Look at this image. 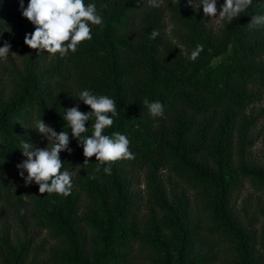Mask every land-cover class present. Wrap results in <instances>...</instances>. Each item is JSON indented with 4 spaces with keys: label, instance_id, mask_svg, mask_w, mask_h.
Returning a JSON list of instances; mask_svg holds the SVG:
<instances>
[{
    "label": "trees",
    "instance_id": "16d2710c",
    "mask_svg": "<svg viewBox=\"0 0 264 264\" xmlns=\"http://www.w3.org/2000/svg\"><path fill=\"white\" fill-rule=\"evenodd\" d=\"M223 2L217 0L218 11ZM84 3L96 5L103 24L90 25L92 38L61 56L27 46L25 34L35 26L22 16L20 0H0V47L11 44L0 58V224L10 216L25 231L33 223L46 230L54 246L44 264H133L141 253L152 264H219L221 254H190L203 231L228 245L229 264H264V203L245 194L249 181L264 195V161L246 157L264 114V26L249 28L252 15L264 14V0H253L229 23L205 16L201 0L194 7L187 0H162L160 7L147 0ZM197 45L203 50L190 60ZM83 90L115 101L117 115L103 134L130 141L134 158L112 162L110 175L103 171L109 164L95 156L84 163L62 117L74 106L91 110L76 97ZM145 99L161 102L164 115L153 118ZM40 118L69 132L72 151L60 157L61 171L74 172L70 195L38 198L36 183L26 185L19 175L22 141L48 144L33 128ZM93 123L85 122L82 135H91ZM138 170L146 193L133 181ZM166 172L185 188L174 201ZM26 197L34 200L30 214ZM153 198L170 217L150 215L153 224L142 233V208ZM168 233L177 238L175 248ZM34 241L19 248L9 242V252L0 247L5 264H30L31 255L40 264Z\"/></svg>",
    "mask_w": 264,
    "mask_h": 264
},
{
    "label": "clouds",
    "instance_id": "9594fccd",
    "mask_svg": "<svg viewBox=\"0 0 264 264\" xmlns=\"http://www.w3.org/2000/svg\"><path fill=\"white\" fill-rule=\"evenodd\" d=\"M252 2L253 0H224L219 11L217 0H201L200 5H203L205 16H219L229 23L245 12ZM147 3L151 7H160L162 0H147ZM187 3L194 7L193 0H187ZM20 5L22 16L35 26L33 32L25 34L24 43L38 53L46 51L51 55L59 53L64 56L69 51L76 52L79 44L92 38L90 25L103 24L96 5H86L84 0H28L27 7H24L23 0H20ZM258 26H264V14L251 16L249 28ZM158 34V31L154 30L152 37L155 38ZM10 49L11 44L5 41L0 47V58H6ZM202 50L203 46L197 45L189 59L195 61ZM76 97L91 110L83 112L78 106H74L65 109L62 117L71 130V136L76 138L78 145L83 148L84 163H88L89 158L95 156V160L101 165L109 164L103 171L110 175L112 162L134 158V154L129 150L130 141L125 135L118 132L113 133L111 137L103 134L104 129L114 123L113 117L117 115L116 103L106 95H95L89 90L81 91ZM144 105L153 118L164 115L161 102H149L145 99ZM86 121H94L91 135H82L88 131ZM33 128L47 138L48 144L46 147H37L22 141L21 149L26 159L17 164L19 175L26 185L32 182L38 184L41 194L70 195L71 175L66 170L61 171L63 162L60 157L62 151H72L69 148V132H57L41 118L34 122ZM99 170L97 167L96 171Z\"/></svg>",
    "mask_w": 264,
    "mask_h": 264
},
{
    "label": "rangeland",
    "instance_id": "374dc122",
    "mask_svg": "<svg viewBox=\"0 0 264 264\" xmlns=\"http://www.w3.org/2000/svg\"><path fill=\"white\" fill-rule=\"evenodd\" d=\"M262 106H264V100H263ZM248 156H250L251 159L254 160V162L262 163L264 161V114L261 115L258 121L256 130H255V142H254V145L250 149V153L246 155V157ZM70 175H74V172H72ZM164 180L167 181L166 182L167 188H169L170 191L175 190V194L169 198L170 200H173L174 198H178L179 195H183V191H185L183 184L174 182L169 172L164 173ZM133 181L138 183L137 190H141V191H144V193H146L145 191L146 179H145V173L143 171L138 170L137 174L134 176ZM36 186L39 187L38 184H36ZM246 186L247 187L245 188V194L246 196H249L251 198L254 204L259 199L262 200L261 203H264V195L261 194V189H259L256 186L254 187L253 182H249V181H247ZM34 195H36V197L39 198L40 195H43V194L39 193V188H38V189H35ZM186 196L189 197L188 200H190V202H198L193 192H188ZM25 202H28V207H30L29 209V214H30L32 211V204L30 205V203L34 202V200L31 197H28V198L26 197ZM152 214L154 216L155 215L157 216V220L163 217H170L169 214L161 210V208L158 206V203L155 201L154 198L151 199L149 202L143 205L142 212L140 215V219L142 220V222H144V225L141 227L142 233H146V231L149 228H151L153 224V220L150 218V215ZM192 214H194V216H200L195 211ZM200 218H203V217L200 216ZM202 220H204V218ZM49 235L50 234L46 230L37 228V225L34 223L33 225L29 226L28 231H25L22 228V225L18 220H15L12 217L8 216V217H5L4 220H1L0 247L4 248L5 250L9 252L10 250L8 247L9 242L12 243L13 247L19 248L25 243H27L28 239L31 236H33V238L35 239L33 243V247H39V246L41 247V250L39 251V253H37L36 261H38L40 264H44V261L47 257L46 253L48 252L51 246H54V242L50 240L51 238L50 239L48 238ZM168 236L170 239L174 240L173 243L170 242V244L172 245V248H175L176 246L179 245L177 243V238L175 237L174 233H168ZM217 239L220 242V239L218 237ZM218 241L215 240L214 236L212 235L211 236L205 235V231H203L202 236L194 240L193 246L190 249L191 256L193 255L198 256V257H202L204 255L212 256L214 253H217V254H221L220 259H219L220 260L219 264H229L230 256L226 255V250L230 251L227 248L228 245L226 244L218 245ZM2 252L3 251H1L0 249V264H5L6 260L1 255ZM141 254L142 255H139L137 258L134 259L133 264H152L151 260H146L147 257L148 259H150V256H146L145 253H141ZM8 260L10 261V259ZM34 262L35 260L33 259V256L31 255V259L29 260V263L34 264Z\"/></svg>",
    "mask_w": 264,
    "mask_h": 264
}]
</instances>
